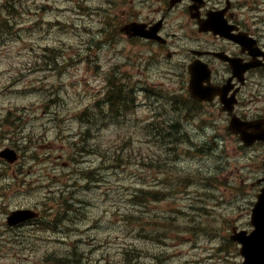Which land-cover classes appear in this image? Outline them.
<instances>
[{
    "label": "rangeland",
    "instance_id": "rangeland-1",
    "mask_svg": "<svg viewBox=\"0 0 264 264\" xmlns=\"http://www.w3.org/2000/svg\"><path fill=\"white\" fill-rule=\"evenodd\" d=\"M18 5L25 6L16 17L21 37L11 33L13 36L0 44V150L12 147L18 152L15 162L0 159V264H62V259L79 256L86 258V264H118L117 253L120 256L128 249L132 255L135 244L141 252L138 264H239L237 248L226 241L233 226H250V206L255 200L250 180L262 168L264 146L245 147L238 137L234 139L235 135L223 129V122L213 128L218 141L208 139L213 132L201 129L211 124L209 118H219L218 108L207 110L188 104L185 93L169 94L175 91L174 82L182 84L184 75H174L169 70L171 66L160 65L152 73L144 70L140 55L145 61H154L147 58L153 55L144 52L146 47L127 43L119 33H90L80 22L84 17L78 16L83 10L92 16L86 4L79 13L76 5L67 0H23ZM256 6H247L245 11L258 16L259 23L264 24V4ZM187 40L184 37L180 44ZM48 47L55 52L44 54ZM128 62L132 65L125 70ZM173 64L176 71L179 64ZM200 68L194 65V74ZM138 69L144 75L151 74L146 88L154 98L138 88L133 103L126 104L130 112L124 116L115 112L118 103L109 108L104 102L100 107L103 95L99 87L103 82L99 74L105 73L112 87L116 79H124V70L126 77L132 78ZM164 70L168 71L163 74ZM140 79L138 85L145 86L146 79ZM124 82L129 90L131 80ZM162 83L168 87L164 92L167 98L173 100L170 95L179 106L182 102L190 105L171 153L145 135L146 123L154 115L150 102L165 100L157 95ZM112 91L107 88L104 95ZM113 93L117 94L115 90ZM156 111L166 117L175 112L173 106ZM81 121L90 122L88 129L80 126ZM197 124L201 126L195 129ZM12 130L13 135H9ZM83 132L88 136L81 144ZM196 140L207 153L191 149ZM156 158L171 163L173 173L167 174L171 179L178 178V171L195 175L189 182L185 179L188 186L184 189L162 191L167 198L148 202L143 210L154 218L151 221L141 215L143 206H134L135 201L127 195L141 185L150 186L154 175L166 172L159 166H150ZM70 172L78 177L75 189L84 201L91 202L80 209L83 220L77 231H68L77 239L76 244L48 245L42 240L31 245L12 244L11 233H16L9 228L22 221L7 219L9 211L16 204H33V199L36 206L45 205L37 198L38 191L56 189L52 183L57 180H47L54 174ZM152 194L162 195L155 190ZM135 211L138 214L134 217H124L127 224L119 216ZM63 226L53 227L58 230Z\"/></svg>",
    "mask_w": 264,
    "mask_h": 264
},
{
    "label": "flooded vegetation",
    "instance_id": "flooded-vegetation-1",
    "mask_svg": "<svg viewBox=\"0 0 264 264\" xmlns=\"http://www.w3.org/2000/svg\"><path fill=\"white\" fill-rule=\"evenodd\" d=\"M92 2L93 10L101 14V21L107 29H114L117 19L119 28H124V33L159 35L161 39L148 38L141 41L157 47L161 56L165 53L166 62L181 50L183 56L179 63L184 75L181 91L185 94L187 65L197 62L202 70H209L207 79L209 77L213 86H228L222 97L231 98L233 104L232 110L228 112L218 97L206 103L188 96L191 101L203 106H217L225 117L224 123L231 114L241 118L264 119V24L259 23L258 16L245 11L247 6L264 4V0H135L118 5L115 0ZM218 12H221L220 20L224 21L227 33H214L206 27L205 21L211 14L220 17ZM98 31L105 33L106 29L99 26ZM176 33H184L188 40L182 44L175 43L172 37ZM237 35L242 38V42L233 39ZM225 56L239 67L233 69ZM201 74L206 77L204 72ZM211 84L202 81L199 95H204ZM196 141L195 144L198 145V140ZM201 148L207 153L204 147ZM263 175L264 160L258 177ZM52 193L59 195V198L47 208L50 215L46 219L61 221L64 213L60 212V207L66 200V190L59 189Z\"/></svg>",
    "mask_w": 264,
    "mask_h": 264
},
{
    "label": "water",
    "instance_id": "water-1",
    "mask_svg": "<svg viewBox=\"0 0 264 264\" xmlns=\"http://www.w3.org/2000/svg\"><path fill=\"white\" fill-rule=\"evenodd\" d=\"M256 127L250 121L232 119L230 129L233 132L240 133L243 142L250 145L257 139H264V133H259ZM1 154L10 160L14 159L12 151H4ZM251 218L256 228L248 235L242 231L235 233L231 238L242 244L240 253L245 258L242 264H264V194L252 209Z\"/></svg>",
    "mask_w": 264,
    "mask_h": 264
},
{
    "label": "trees",
    "instance_id": "trees-1",
    "mask_svg": "<svg viewBox=\"0 0 264 264\" xmlns=\"http://www.w3.org/2000/svg\"><path fill=\"white\" fill-rule=\"evenodd\" d=\"M10 31V20L7 18H4L2 13L0 12V36H4L6 35V33H9ZM148 130L153 129L154 125H148L147 126ZM159 137V134L157 135V138ZM161 161V160H159ZM157 161V162H159ZM187 179V178H186ZM180 179H170L168 182L170 183V185L175 186L177 184H182L179 181ZM189 182L190 179H187ZM139 195L137 194H132L130 197L134 200L138 197ZM131 217H134L135 215H137L136 213H129ZM142 218V217H141Z\"/></svg>",
    "mask_w": 264,
    "mask_h": 264
},
{
    "label": "bare ground",
    "instance_id": "bare-ground-1",
    "mask_svg": "<svg viewBox=\"0 0 264 264\" xmlns=\"http://www.w3.org/2000/svg\"><path fill=\"white\" fill-rule=\"evenodd\" d=\"M4 200V199H3ZM5 201V200H4ZM66 201H64V203H65ZM5 203V202H4ZM14 236H15V234H14ZM11 239V238H10Z\"/></svg>",
    "mask_w": 264,
    "mask_h": 264
}]
</instances>
